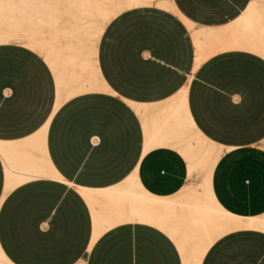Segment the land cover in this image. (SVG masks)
<instances>
[{"label": "crops", "instance_id": "0c3cea01", "mask_svg": "<svg viewBox=\"0 0 264 264\" xmlns=\"http://www.w3.org/2000/svg\"><path fill=\"white\" fill-rule=\"evenodd\" d=\"M171 1L176 13L149 6L115 17L96 56L108 90L76 96L55 113L44 59L0 44V143L26 141L50 119L44 157L34 155L61 179L35 178L4 196L6 174L27 164L4 157L0 146V248L13 264H182L170 237L143 223L118 224L91 243L93 212L77 189H114L135 172L150 195L186 190L187 161L170 145L185 140L188 121L221 148L211 175L219 206L239 217L264 215V59L229 49L196 66V32L233 25L251 0ZM201 264H264V233L226 235Z\"/></svg>", "mask_w": 264, "mask_h": 264}, {"label": "bare ground", "instance_id": "6f19581e", "mask_svg": "<svg viewBox=\"0 0 264 264\" xmlns=\"http://www.w3.org/2000/svg\"><path fill=\"white\" fill-rule=\"evenodd\" d=\"M149 6L176 13L171 0H0V44L23 46L44 59L54 76L55 113L76 96L108 90L97 68L100 38L118 15ZM182 20L188 28L192 27ZM195 44L196 66L229 49L247 51L264 59V0H251L241 18L231 26L197 31ZM186 90L187 85L180 91L179 100ZM49 121L26 141L0 143L4 157L27 164L17 169L15 175L6 174L4 196L15 186L35 178L61 181L44 158L40 163L34 155L38 151L44 157ZM182 128L185 140L170 146L178 148L187 161L192 184L186 190L168 198L150 195L140 187L135 172L114 189H77L93 212L91 243L113 226L138 222L168 235L180 252L182 264H201L209 247L226 235L238 231L264 233V215L244 218L219 206L212 194L211 175L221 148L205 139L190 121L182 123ZM0 264H13L1 248ZM76 264H85V260Z\"/></svg>", "mask_w": 264, "mask_h": 264}]
</instances>
